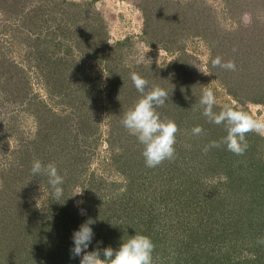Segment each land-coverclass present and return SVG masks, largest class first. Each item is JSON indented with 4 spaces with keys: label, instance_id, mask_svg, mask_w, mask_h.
<instances>
[{
    "label": "trees",
    "instance_id": "obj_1",
    "mask_svg": "<svg viewBox=\"0 0 264 264\" xmlns=\"http://www.w3.org/2000/svg\"><path fill=\"white\" fill-rule=\"evenodd\" d=\"M229 2V11L232 13L251 6L257 9L260 4V0ZM254 2L258 3L253 5ZM86 7H89L88 4L66 0H0V105H12L20 101L30 110H36L40 120L37 137L15 149L12 152L13 162L1 170L3 191L10 192L19 201L18 207L22 202L29 208L27 213L31 217L28 216L30 221L26 232L33 240L28 241L27 236L30 248L27 245L22 248L23 244L18 243L20 249L13 248L15 244L11 243L4 251L5 254L0 252V264H79V257L70 258L71 236L88 218L96 221L92 225L94 240L89 251L97 246V241L102 242L98 245L101 249L109 246L118 248L122 238L126 240L137 232L153 241V264H264V162L258 157L257 140L251 132L247 133V149L242 155L228 151L220 143L226 135V126L217 125L202 114L203 108L199 104L201 88L195 79V70L181 71V79H176V70L175 73L165 74V77L161 76L162 72H137L149 81L150 86H159L167 91V103L156 111L162 119L174 121L178 128L175 155L169 160V172H181L184 178L168 180L171 185L165 192L186 195V190L193 189L189 193L192 203L187 206L188 199L166 198V193L159 188L167 181V174L164 175L167 173L166 166L146 167L141 155L142 146L139 144L136 152L142 160H139L137 170L131 171L133 166L127 165L126 159L123 161L124 154L115 158L124 174L138 173L137 178L135 174L134 178L129 175L128 187L131 192L128 197L127 194L117 199L114 196L107 197L104 193L97 197L95 194L90 195L85 215L78 213L68 203L66 190L74 188L77 183L74 180L82 177L91 154L86 148L88 146L85 145V140L95 136V132L91 131L96 123L93 110L99 104L93 98L81 100L77 94L78 89L83 88L81 78L85 72L74 59V50L82 53L94 51L97 58H100L101 48L106 47L102 25L89 30L90 24L87 29V17L84 15L88 11ZM153 8L149 4L144 7L146 35L162 43L167 37L174 38L173 43H176L180 32L188 29V21L184 19L189 13L177 11V20L172 24V33L168 36L164 25L171 19L161 18L157 7ZM179 13L182 18H179ZM91 15L93 16L92 12ZM256 25L258 27L259 24L256 22ZM199 26L198 23L197 28H201ZM254 27L258 30L254 25L250 28ZM7 34L14 40H20L21 35L27 36V41H21L27 42V60L43 78L52 99L60 98L67 104L78 101V105L72 107L75 112L58 114L46 101L39 99L34 93L28 70L5 52ZM216 38L219 40V37ZM217 40L214 44L221 43ZM235 45V42H231V51L236 49ZM110 51H113L112 47ZM215 53L219 55L217 50ZM230 57L231 55L228 59ZM211 68L218 78L220 67ZM247 68L245 70L248 74L254 69L258 70L253 65H248ZM189 79L191 81L187 82ZM111 84L113 93L107 105L110 112L116 110L122 113L140 98L129 72L124 74L117 70ZM245 84L241 88L231 87V84L229 92L240 99V93L244 91L240 90L245 88L248 95L264 98L263 83ZM221 110L222 108L213 107L214 112ZM197 126L202 131L194 134L192 130ZM185 139L186 142H183ZM213 141L219 146L211 147ZM32 155H36L44 164L54 163L64 177V196L58 201L53 199L47 212L51 221L46 218L47 222H42L36 218L39 210L28 194L30 181H33L30 180ZM154 171H157L156 179ZM198 175L201 177H197ZM207 176L212 178L207 179ZM216 176L224 177L219 185L212 183ZM38 183L49 191L46 178H39ZM149 184L151 185L148 186ZM154 185H158L154 191L155 199L151 206H142V191L147 190L146 187L153 188ZM177 185L179 186L176 187ZM147 200L148 196L146 203ZM147 208H150L148 213L144 211ZM174 214H178L180 220H174ZM6 237L7 233L4 234L7 241ZM2 241L1 238L0 242ZM244 254L252 257L245 258Z\"/></svg>",
    "mask_w": 264,
    "mask_h": 264
},
{
    "label": "rangeland",
    "instance_id": "obj_2",
    "mask_svg": "<svg viewBox=\"0 0 264 264\" xmlns=\"http://www.w3.org/2000/svg\"><path fill=\"white\" fill-rule=\"evenodd\" d=\"M66 1L83 5L88 4L89 7H86V10L88 9L90 14H88V11L84 13L87 17V29L90 24L91 28L89 30L102 25L103 33L106 36L104 42V46L106 47L101 48L100 58H97L94 51L82 53L74 50V59L86 75L81 78L83 80V88L78 89L77 94L84 101H87L88 98L99 101V104L93 110L96 116V123L91 128V131L95 132V136L90 140H85L87 141L85 145L88 146L86 148L91 151V154L84 172L82 171L84 174L81 178L74 180L77 182L74 184V188L66 190L68 192V203L73 205L75 210H78V213L83 215L87 213L90 195L93 196L95 194L94 196L97 197L101 196L100 193H104L107 197L114 196L117 199L121 198V195L127 194L126 196L128 197L131 192L128 187L130 176L134 178L135 174L136 178L138 177V173L136 172H132L134 174L131 175L129 173L130 176L124 174L120 169V163L115 159L116 156L124 154L123 161L126 159L125 163L127 165L132 164L131 166H133L130 168L131 171L137 170L139 168L138 164H140L139 160H142L136 152L138 145L136 138L130 135L121 123L123 114L130 107L124 109L122 113H118L116 110H113V112L107 110L110 95L113 93L111 82L115 80L117 70L124 74L125 72H140L142 74L162 72L161 76L164 77L165 74L175 73L174 70H176L178 72L175 76L176 79L178 77L180 79L183 78L179 74L181 71L195 70V79L200 85L201 94L205 90L204 86L211 89L215 96V107L223 109L225 105H230L233 108L245 111L254 120L264 122V98L262 96H250L245 88H243L240 90L244 91L240 93L241 98L239 99L235 98L228 88L231 84V87L235 88L245 87V83H263L264 85V0H260L257 9L251 6L235 13L229 11V0ZM254 3L253 5H256L258 2ZM148 4L150 8L157 7L159 13H161V18L171 19V21L167 20V24L164 25L166 35L168 33V36L172 33V24L177 20L175 17L177 11L189 13L184 19L188 21V29L180 32L176 43H173L174 38L167 37L162 43L156 38L146 35L144 7ZM166 10L170 12L168 13ZM91 12L95 18L91 15ZM179 16V18H182L180 13ZM256 22L259 24L258 27ZM198 23L201 28H197ZM183 25L186 27L184 23ZM253 25L258 30H255V27L251 29L250 27ZM213 35L219 37V40L213 37ZM20 37V40L19 38L14 40L7 34L4 49L10 58L28 70L34 93L40 97L39 99L46 101L50 108L58 114L75 112L72 107L73 105H78V101H75L73 104L68 102L67 104L60 98H51L43 78L38 75L27 60V42H21L27 41V36L21 35ZM215 40L221 41V43L215 42L214 44ZM166 41H169V43ZM231 42H235L236 44V49L232 51ZM111 47L113 51H110ZM216 50L219 55L215 53ZM229 55H231V59H228ZM248 55H250L251 59L247 57ZM139 56H146V59L142 63L137 64L134 58ZM217 56L222 57L223 62H234L235 70L220 68L221 70L217 73L218 78H216L211 68V62ZM248 65H253L258 70L254 69L252 73L248 74L246 71ZM189 81L191 79L187 82ZM39 129L40 120L36 114V110H30L24 104H21L20 101L12 105H2V107L0 105V131L2 132L0 135V239H3L2 243L0 242V252L4 254V251H6L11 243L15 244L13 248L19 247L17 243L23 244L22 248H25L28 241L33 240V238L27 234L28 231L26 232L30 221L28 217L30 215L27 213L29 208L22 202L20 207H18L19 201L10 192L3 191L1 170L13 162L12 152L15 149L21 148V145L24 143L28 144L33 141L37 137ZM251 133L257 140L258 157H261V160L264 162V132L257 133L252 131ZM183 142H186V139ZM32 156L31 161L37 159L36 155ZM163 165L166 166L164 168L167 173H164V175L167 174V181L163 186H159V188L165 192L171 185V182L168 180L176 181L182 179L184 178V174L181 172H169L171 165V161L169 160L163 161L157 167ZM158 170L161 171L160 168ZM156 172L154 171V179H156ZM197 177L201 176L198 175ZM208 177L207 179L210 178ZM31 178L30 180L33 181H30L28 194L33 205L39 210L36 218L38 217L42 222H45L46 218L51 221L50 216L47 214L52 204V200L49 199V191H47L43 184L38 183L39 177L34 178L32 176ZM221 182L222 179L217 176L214 181L212 180V183L218 185ZM182 183L185 182L182 181ZM96 184L98 186L95 187ZM156 186L158 185H154L150 189L146 187L147 190L143 189L144 200L142 201V206H151V202L155 199L154 191L157 190ZM74 189L76 190L74 191ZM91 189L95 190V193L90 191ZM79 191H82V194L74 196ZM186 191L189 194L193 192V189ZM186 191L182 192L186 193ZM188 194L166 193L165 195L168 196L166 198L188 199V206L192 203L190 194L189 196ZM147 196L148 200L146 203ZM149 210L150 208H147L144 211L148 213ZM78 216L81 217L79 214ZM173 219L180 220L179 215L174 214ZM11 232H14V235H10ZM6 233L8 235L6 237L8 238L7 241L4 239V234ZM244 257L248 258L252 256L244 254Z\"/></svg>",
    "mask_w": 264,
    "mask_h": 264
},
{
    "label": "clouds",
    "instance_id": "obj_3",
    "mask_svg": "<svg viewBox=\"0 0 264 264\" xmlns=\"http://www.w3.org/2000/svg\"><path fill=\"white\" fill-rule=\"evenodd\" d=\"M134 59L137 64H140L146 56ZM211 63L213 67L235 70L234 62H223L222 57L219 56ZM130 79L137 92L140 93V98L123 114L121 123L142 146L141 155L145 166L155 168L163 161L174 158L178 128L174 121L162 119L156 111L158 107L167 103L169 99L167 91L159 86H150L149 81L136 72L130 73ZM203 88L205 90L199 99V104L203 108L202 114L211 122L226 126V135L220 143H223L228 151L242 155L247 149L246 134L252 131L264 132V122L254 120L245 111L230 105H225L218 113L214 112L213 107L216 102L214 93L207 86ZM192 131L194 134H199L202 129L197 126ZM217 146L219 145L216 141L211 142V147ZM31 174L34 178H46L49 199L58 201L63 198L64 177L54 163L44 164L41 160L34 159L31 164ZM82 191L74 196L82 194ZM95 223V220L88 218L77 230L73 231L70 258L79 257V264H153L155 245L150 237L137 232L128 236L126 240L122 238L118 248L114 249L109 246L101 249L98 245L102 242L97 241V246L89 251L94 240L92 225Z\"/></svg>",
    "mask_w": 264,
    "mask_h": 264
}]
</instances>
